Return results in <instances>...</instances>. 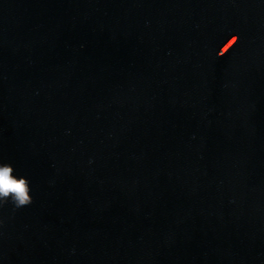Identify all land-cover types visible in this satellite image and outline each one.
I'll return each mask as SVG.
<instances>
[{
  "label": "water",
  "instance_id": "obj_1",
  "mask_svg": "<svg viewBox=\"0 0 264 264\" xmlns=\"http://www.w3.org/2000/svg\"><path fill=\"white\" fill-rule=\"evenodd\" d=\"M0 264H264V0H0Z\"/></svg>",
  "mask_w": 264,
  "mask_h": 264
},
{
  "label": "clouds",
  "instance_id": "obj_2",
  "mask_svg": "<svg viewBox=\"0 0 264 264\" xmlns=\"http://www.w3.org/2000/svg\"><path fill=\"white\" fill-rule=\"evenodd\" d=\"M12 165L0 164V205L11 202L15 208L27 206L32 202L30 182L24 176L12 175Z\"/></svg>",
  "mask_w": 264,
  "mask_h": 264
}]
</instances>
